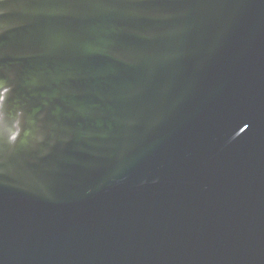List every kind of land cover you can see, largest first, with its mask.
<instances>
[{"label": "water", "instance_id": "1", "mask_svg": "<svg viewBox=\"0 0 264 264\" xmlns=\"http://www.w3.org/2000/svg\"><path fill=\"white\" fill-rule=\"evenodd\" d=\"M0 264H264V0H0Z\"/></svg>", "mask_w": 264, "mask_h": 264}]
</instances>
